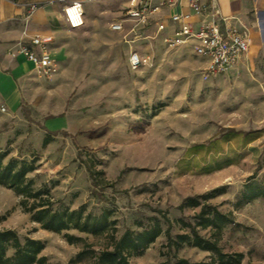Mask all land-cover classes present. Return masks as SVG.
Here are the masks:
<instances>
[{
    "label": "rangeland",
    "instance_id": "obj_1",
    "mask_svg": "<svg viewBox=\"0 0 264 264\" xmlns=\"http://www.w3.org/2000/svg\"><path fill=\"white\" fill-rule=\"evenodd\" d=\"M125 1L92 0L80 29L60 25L58 72L50 78L36 74L19 113L9 116L0 106V151L9 152L5 163L36 159L37 169L28 176L36 188L50 190L55 208L83 207L93 215L111 210L118 236L149 228L156 217L166 230L165 214L194 222L199 208L178 206L187 197L224 188L209 201L231 214L232 222L222 229V251L242 253L240 264H264V198L241 200L247 183L264 187V42L254 44L246 62L212 78L203 76L204 61L189 49L170 50L162 42H155L152 66L132 70L128 58L131 51L140 52L134 47L140 42L130 47L125 33L110 28L124 17ZM47 134L53 141L43 148ZM90 165L114 186H94ZM19 200L0 187V230H15L21 242L41 240L49 264H70L81 246L41 229ZM181 232L174 224L171 235ZM71 233L100 248L93 236ZM200 234L210 236L209 230ZM166 242L162 234L130 262L174 260L175 250ZM176 253L192 263L219 264L191 245Z\"/></svg>",
    "mask_w": 264,
    "mask_h": 264
},
{
    "label": "trees",
    "instance_id": "obj_2",
    "mask_svg": "<svg viewBox=\"0 0 264 264\" xmlns=\"http://www.w3.org/2000/svg\"><path fill=\"white\" fill-rule=\"evenodd\" d=\"M53 141V137L47 134L42 141V147H47ZM8 151H0V187L12 190L19 198V206L24 213L31 216V220L41 229L63 237L69 245L81 246V250L70 264L80 263L92 258L93 264H132L131 257L143 254L156 240L165 234L167 242L165 247L169 251L175 250L174 260H167L159 264H211L192 263L177 255V250L183 245H191L200 250L210 252L213 262L219 264H240L243 260L242 253L227 254L222 251L220 241L222 229L232 222L231 214L222 213L216 205L209 203L216 198L224 188H215L212 191L196 196L187 197L179 206V210L185 208H199L194 215V222L183 219L171 220L166 214L163 216L166 230L163 229L159 219L149 228L141 231L126 229L121 235H117V220L112 218L113 212L105 210L100 215L87 213L83 207L70 209L55 208L56 201L47 188H36L29 174L37 169V160L10 159L5 163ZM94 186L101 188L113 187L114 183L105 176L103 170L87 167ZM264 198V187L247 183L241 200L251 202ZM174 224L179 225L181 233L171 235ZM91 235L99 241L100 248L94 249L95 243L88 242L87 238L72 234L71 231ZM200 230H209L210 236L203 237ZM45 244L38 239L27 238L21 242L18 234L13 229L0 230V264H49L47 258L42 255ZM12 250V254L9 251Z\"/></svg>",
    "mask_w": 264,
    "mask_h": 264
},
{
    "label": "crops",
    "instance_id": "obj_3",
    "mask_svg": "<svg viewBox=\"0 0 264 264\" xmlns=\"http://www.w3.org/2000/svg\"><path fill=\"white\" fill-rule=\"evenodd\" d=\"M72 1L75 0H66L59 8H55L54 5L40 8L30 19L26 20L27 8L24 0H0V106H5L7 115L13 116L20 112L27 88L35 84L34 79L37 72L34 64L19 52L21 45H30V37L35 34L50 35L54 38L51 54L58 63L57 43L62 35L59 27L64 25L69 28L64 18L63 7ZM129 1L126 0L124 3V13L129 6ZM161 1L164 0H152L155 5ZM173 1V4L161 6L160 11L153 15L147 25H135L134 22L126 20L124 14V17L116 18L111 23L112 25L122 22L123 30L113 31L110 25L111 31L125 33V41L130 47L140 42L139 46H134L135 49H141V53L152 52L156 57L155 42H162L167 48L166 38L172 37L180 28L179 23L172 21V16L176 13L191 12L190 0ZM88 3L84 5L85 16ZM215 9L218 12L216 20L222 30L226 27H233L239 32L247 33L251 40L250 49L254 48L255 43L256 47L262 45L264 42V0H216ZM210 20H212L210 14L193 16L191 24L197 30L202 23ZM161 24L164 25V29L159 30L158 27ZM24 31H26V36ZM182 48H187L192 53L191 42L176 50ZM250 49L237 66L225 74L246 62L249 59Z\"/></svg>",
    "mask_w": 264,
    "mask_h": 264
},
{
    "label": "built area",
    "instance_id": "obj_4",
    "mask_svg": "<svg viewBox=\"0 0 264 264\" xmlns=\"http://www.w3.org/2000/svg\"><path fill=\"white\" fill-rule=\"evenodd\" d=\"M91 1L75 0L63 7L64 18L70 29H77L84 25V5ZM215 1L190 0L191 12L176 13L172 16V21L179 23L180 28L172 37L165 40L166 46L170 50H176L191 42L193 55L205 61L202 70L205 78H212L229 72L247 55L251 44L247 33L239 32L233 27H226L224 30L220 28V24L216 20L218 12L215 9ZM50 3L52 2L26 4V20L30 19L38 9ZM173 3V0H164L155 5L152 0H130L125 11V19L134 22L135 25L144 26L149 23L153 15L160 11L161 6ZM207 14L211 15L212 20L202 23L195 30L191 24V18ZM111 28L113 31H122L123 23H113ZM158 29H164V25H159ZM24 35H27L26 31H24ZM53 42L54 38L50 35L35 34L30 37V45H21L19 50L28 61L34 64L36 72L47 78L58 72V63L51 54ZM154 60L155 56L152 52L131 51L128 63L132 70H138L142 67L152 66ZM1 110L5 112V106H2Z\"/></svg>",
    "mask_w": 264,
    "mask_h": 264
}]
</instances>
